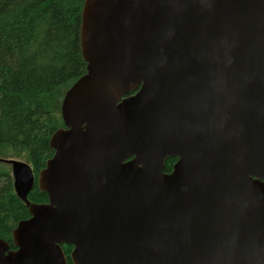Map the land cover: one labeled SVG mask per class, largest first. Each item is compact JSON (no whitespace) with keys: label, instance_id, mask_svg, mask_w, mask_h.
<instances>
[{"label":"water","instance_id":"water-1","mask_svg":"<svg viewBox=\"0 0 264 264\" xmlns=\"http://www.w3.org/2000/svg\"><path fill=\"white\" fill-rule=\"evenodd\" d=\"M79 39L0 264H264V0H84Z\"/></svg>","mask_w":264,"mask_h":264},{"label":"trees","instance_id":"trees-1","mask_svg":"<svg viewBox=\"0 0 264 264\" xmlns=\"http://www.w3.org/2000/svg\"><path fill=\"white\" fill-rule=\"evenodd\" d=\"M83 2L0 0V154L22 157L31 167L35 178L27 195L31 204L47 202V195L38 190L37 175L53 155L51 135L63 128L61 92L86 71L79 39ZM2 160L0 239L13 248L12 230L30 215L15 195ZM175 160H166L164 172L171 170ZM71 249L62 246L67 264H72Z\"/></svg>","mask_w":264,"mask_h":264},{"label":"rangeland","instance_id":"rangeland-1","mask_svg":"<svg viewBox=\"0 0 264 264\" xmlns=\"http://www.w3.org/2000/svg\"><path fill=\"white\" fill-rule=\"evenodd\" d=\"M64 91V90H63ZM61 92L62 93V97L64 96V94H65V92L67 91V90H65L64 92ZM60 93V94H61ZM60 96V95H59ZM61 102H62V99H61V101H60V105H59V108H60V106H61ZM60 110V109H59ZM1 155V154H0ZM2 157H0V158H3V159H5V160H17V161H21V162H25V163H27L26 162V160L24 159V158H17V157H13L11 154H10V152L9 153H4V154H2L1 155ZM6 170L10 173V175H11V166L9 165V164H7V167H6ZM12 178V177H11Z\"/></svg>","mask_w":264,"mask_h":264},{"label":"flooded vegetation","instance_id":"flooded-vegetation-1","mask_svg":"<svg viewBox=\"0 0 264 264\" xmlns=\"http://www.w3.org/2000/svg\"><path fill=\"white\" fill-rule=\"evenodd\" d=\"M75 81H76V80H75ZM75 81H74V82H75ZM74 82H73V83H74ZM73 83H72V84H73ZM72 84H71V85H72ZM67 90H68V89H67ZM132 94H134V92H132ZM63 97H64V96H63ZM174 158H175V157H174ZM168 159H169V158H168ZM175 159H176V160H175L174 163L172 164L171 170H170L169 172H164V169H163V172H164V173H170V172L172 171L173 165L177 162V158H175ZM165 162H166V161H165ZM164 164H165V163H164ZM32 173H33V172H32ZM34 182H35V178H34ZM9 246H10V245H9ZM62 246H64V245H62ZM62 246H61V249H62ZM69 246H71V245H69ZM71 247H72V246H71ZM10 249H14V248H10ZM72 249H73V247H72ZM72 249H71V251H70V253H69V259H70V254H71V252H72ZM62 252H63V250H62ZM63 254H64V252H63ZM64 256H65V254H64ZM65 258H66V256H65ZM66 259H67V258H66ZM70 261H71V260H70ZM66 262H67V260H66ZM71 263H72V262H71Z\"/></svg>","mask_w":264,"mask_h":264}]
</instances>
